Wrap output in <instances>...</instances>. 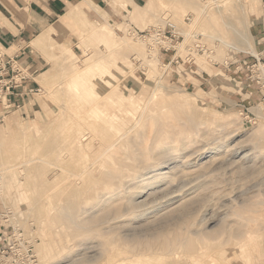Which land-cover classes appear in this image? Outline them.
<instances>
[{"label":"rangeland","instance_id":"374dc122","mask_svg":"<svg viewBox=\"0 0 264 264\" xmlns=\"http://www.w3.org/2000/svg\"><path fill=\"white\" fill-rule=\"evenodd\" d=\"M215 1H220L219 3L222 5L221 11H218L220 9L217 8L218 6ZM204 6L205 11L203 12L202 8ZM140 8H142L140 13L134 12L135 10H140ZM261 15L262 0H146V3L143 2L142 6L128 11V14L123 20L125 22L122 25L116 24L114 26L105 22L102 27L108 29V32L110 31L112 34L110 39H105L96 33L99 26L89 14L78 15L72 19L68 13V17L63 21L69 23V25L63 27V36L53 33V35L48 37L45 41L48 43V48H44L47 52H43V54L47 55L49 64L39 72L36 78L39 83L36 89L39 90L37 91L34 89L29 98L25 100L23 106L20 108L14 107L12 112L4 118V121L0 122V130L3 131L0 135V145L2 146H0V178L3 180L2 182L0 179V204L11 209L13 215L12 221L16 226L18 225L24 228L28 236L36 238L37 252H40L38 244L42 243V230L46 229V224L53 218L52 215L58 207L59 202L74 198L90 201L92 197H97V192L112 190L113 186L116 184L111 185L110 181L104 177L103 173L105 171L119 172L121 179L123 178L122 180H125L126 178L123 176L128 175L137 162V160L135 162L133 158L140 155L138 152L144 149L147 142L149 143L150 141L149 144L153 142L151 145L157 147L166 136L170 138L169 144L172 149H176V151H174L177 154L176 156L180 153V157L178 156L176 158L178 160L176 161L175 159L176 164L179 163V167L177 166V168L180 169L179 175H174L177 177H172V179L170 178L167 182L161 185L158 184V186L155 185L151 188V191H155L148 199L149 207L151 208L149 211L150 214L148 213L143 216L140 222H145L149 216H153L154 219L160 213L164 212L166 207L176 205L178 199L184 198L186 194L184 199L189 197L198 198L197 205L195 204L198 208L202 203L199 209H197L193 203L192 206L189 205L186 209L187 211H185L188 216L190 212L194 211L199 214L201 211H206L208 208L206 211L207 214H205L206 212L204 211L206 217H217H213L215 221L209 224V229L213 227L217 228L222 219L225 220V224L228 227L232 228L237 226L236 221L240 218L234 216V211L238 209L241 204L246 203L245 200L248 202L251 200L257 201L264 197V184H261L262 179H264V150L260 151L262 148L264 149V142L262 141L259 146L256 145L258 148H255L256 146L253 148L255 144L251 139V142H249V136L252 138L253 135L251 132L254 131L253 133H255L257 129L263 131L262 140L264 139V59L259 63L256 58L254 63L248 62L249 67H247V65L243 66V68L241 67L236 72L233 71L235 68H232L231 65H229L231 69H227L224 65L225 63H231V61L236 58L241 59L246 53L257 55L259 38L253 36L252 28L254 27L253 20L257 17H261ZM240 18L242 20H240ZM167 19L175 21L176 24L178 23L177 26H180L181 32L185 30L182 32L183 35L186 34L185 42H183L184 44H178V49L180 50L177 53L178 56L180 55L184 59L188 53L187 48L194 44L193 41L195 38H193L192 34L201 33L202 41L209 50H207L206 53H194L196 63H186V65L180 66V68H173L174 65H166L169 63L167 58L157 54L156 56L160 58H155L151 62L152 66L146 64V58H150L149 55H147L150 51L149 45L143 40L129 34L128 29L131 24L144 29L150 25L165 23ZM98 22L103 23L101 20H98ZM188 25L192 26L188 27ZM187 30L190 32L188 35L191 37L187 35ZM241 34L242 36L240 37L239 35ZM237 36L238 41L236 39ZM180 41H182V39H180ZM113 43H118L119 45L115 50L111 51L110 48ZM134 44H136L135 47L133 46ZM236 47L240 50L238 51ZM215 63L219 64L216 65ZM92 65L95 71L92 70ZM184 66H189V68L186 69ZM173 69H176V71ZM88 70H90V72H88ZM201 74L203 76V79H201L203 81L202 83L198 80ZM110 77L112 78L110 79ZM102 78L104 80L105 78L110 79V83L105 82L101 84ZM259 78L262 81L261 83H257ZM75 84H80V87H83L80 93L84 97L75 96L73 86L78 89ZM119 96L126 99L120 100L121 98ZM169 98L171 100L182 101V105H184V107L186 106V108L183 107L184 109H180L177 106H175V108L174 105L167 103ZM95 99H97L96 104L98 103L101 108H105L106 116H104L108 120H95L96 129H93L81 117H90L89 110ZM187 104L189 106H187ZM259 105L261 106L259 107ZM176 110L177 113L179 112V117L182 116L180 114H184L186 110L190 115L195 114V116H193L196 119L198 118L197 120L203 121V124H201L203 126L197 129L201 132L198 133L196 129H193L194 131L192 129H187L185 130L186 132L181 131L177 134L173 132L159 134L155 122L156 118L165 117L166 115L167 120L172 122L173 119L178 117V115H176ZM260 112H262L263 115L262 113L260 114ZM171 113H173V115ZM137 116H139V118ZM68 117L69 128L77 124L79 125L81 122H85L83 127L85 128V126H87L88 128L87 130L82 129L80 132L82 134L93 132V136H90V139L92 141L94 140L93 143L95 145L93 147L86 148L83 151L79 149L75 151L71 150L70 139H65V128L63 127ZM115 118L118 120H115ZM151 119L154 121L152 120L151 122ZM202 119H207L208 121ZM209 119H212V122H210ZM119 120L121 122H119ZM112 122L114 124H112ZM149 122L153 128H151ZM204 123L207 127L206 129ZM138 124L139 126L136 127ZM122 125H124L125 128L122 127ZM1 126L3 128H1ZM218 133L221 138H219L220 136ZM149 134H151V138H149ZM201 134L202 136L205 135L202 137ZM89 135H91V133ZM135 135L140 137V139ZM216 135L218 140L214 138ZM118 137L122 138L117 141L118 143L116 146L112 147L110 151H107L108 153H103L105 150V147H103L104 144L113 143V140H115L116 143ZM188 137L191 138L189 139ZM200 137L202 141H200ZM132 138H134V140ZM203 138L208 141L206 142ZM222 138L224 141H221ZM188 139L189 141H187ZM209 139L212 143H209ZM226 139H229V141ZM139 140L140 144L138 143ZM158 140H160V142ZM185 140L190 142V144L184 142ZM133 141L136 142L134 143ZM6 143L11 144V146L8 144L10 148H8ZM172 144L174 146H172ZM180 144L182 146H179ZM197 144L200 147H198ZM217 144L218 146H215ZM128 145L130 146L128 147ZM196 145L198 148L195 147ZM187 146H189V148ZM219 146L221 149L218 148ZM260 147L262 148L260 149ZM1 148H3L4 151ZM194 148H196L195 150L199 149L200 152L199 150L194 152ZM227 148L229 151H227ZM191 149L192 151H190ZM224 149L227 155L230 154V156L228 155L229 157L226 154L224 155ZM218 150H220L221 156L218 154ZM115 151L117 153H115ZM182 151L185 154L182 153ZM93 153L96 155H93ZM120 153L124 155L122 156ZM64 154L66 155L64 156ZM189 154L191 155L189 156ZM248 154L251 156H248ZM195 155H197V157ZM5 156L6 159H4ZM93 157H95L94 160H92ZM42 158L44 159L42 160ZM104 159L105 161H103ZM119 159L124 163L122 164ZM182 159L184 161H186V159L191 161L188 163L186 161L185 164L187 163V165H185ZM218 159L222 160L218 161ZM246 159L248 161H246ZM205 160L210 161L207 163ZM211 160H213V162ZM182 161L183 164L180 165ZM231 161H234V164ZM201 162H205L206 164H202ZM240 163L241 165H239ZM233 165L236 166V168ZM200 166L202 170H200ZM195 167L198 169H195ZM90 168H92L93 171H90ZM109 168H115L117 171ZM86 169L87 171H85ZM185 169L187 170L185 173H189L187 175H190H186V177H188L187 179L184 177L185 175L182 176L180 174V172ZM255 169L258 173L254 171ZM21 171H23L24 174L23 172L21 173ZM200 171L202 172L201 174ZM252 173L256 174V179V176L260 177L256 180L258 181L257 183L254 181L255 178ZM204 174L205 177H203ZM199 176H202V178ZM94 177H97V179ZM173 178L176 184H174ZM103 182H105L103 184L104 188L101 185ZM117 182L120 186L122 185V182ZM169 182H171V184ZM177 182L180 184H177ZM241 183H243V185H241ZM1 184L3 187H1ZM202 184L203 187L207 185L209 187L202 188ZM187 190L189 191L187 192ZM225 190L228 191L226 192ZM162 192L165 196H163ZM197 192L198 195H196ZM199 192L202 194L201 196ZM121 193L119 199L118 195H115L116 199H118L116 202L115 199L114 201L109 199L110 202H108L110 204L112 202L114 205L118 206L125 203L131 193L125 190H122ZM179 193L181 195L183 194V196ZM121 195H123V197H120ZM217 197H219V199ZM233 199L236 200L234 201ZM205 200L207 202H205ZM213 200L215 202H213ZM199 201L201 202L200 204H198ZM174 202L175 204H173ZM48 203L49 205H47ZM150 203L155 205L152 206ZM113 204H111V206ZM232 206H235V210ZM48 209L51 212L50 215L47 214ZM123 209H125L124 204L122 210ZM149 218L148 220H153L152 217ZM218 223L219 225H217ZM237 223L239 224L240 220H238ZM254 234L256 236L258 235V238H255L253 244L241 248V252L236 249L238 246L237 243H235L236 241L232 238L228 239V241L231 242L229 243L227 241L228 243H225L227 244L225 247L219 248L220 252L227 251L226 257L222 261L217 254L213 253L214 251H211L212 243H206L204 245L205 247L203 249L207 250L208 248L205 254H202L199 250L191 254L192 256H183L179 253L170 255L162 253L159 259L155 260L156 262L154 260H138H140V264H264V233L261 231L260 233ZM233 241L234 243H232ZM227 248L232 249L229 250ZM233 249H235L236 252ZM230 253L234 255L229 256ZM207 256L212 257L208 258ZM39 257H41V260L39 259L41 264H46L42 255Z\"/></svg>","mask_w":264,"mask_h":264},{"label":"bare ground","instance_id":"6f19581e","mask_svg":"<svg viewBox=\"0 0 264 264\" xmlns=\"http://www.w3.org/2000/svg\"><path fill=\"white\" fill-rule=\"evenodd\" d=\"M224 1V0H223ZM230 1V0H229ZM124 2V1H122ZM214 2V1H213ZM216 2V1H215ZM220 2V1H219ZM216 2L217 4V8L220 9L218 11H221V7L222 5ZM204 3V2H203ZM224 3V2H223ZM118 5V4H117ZM206 5V4H205ZM120 6V5H119ZM205 6L202 8L203 12L205 11ZM243 9V8H242ZM142 8H140V10H135L134 12H141ZM240 11V10H239ZM243 12V11H242ZM241 12V13H242ZM69 15L71 16V18H75L78 15H82V14H88L85 10L84 7L81 5L78 6H74L72 8H70L69 10ZM238 13V14H241ZM189 15V14H188ZM245 15V14H244ZM238 16V15H237ZM236 16V17H237ZM245 17V16H243ZM200 18V17H199ZM244 19V18H243ZM168 21H173L170 19H167ZM178 20V19H177ZM195 20V17H194ZM237 20V19H236ZM240 20H242L240 18ZM193 21V20H192ZM191 21V22H192ZM239 21V20H238ZM95 22L97 23V25L99 26V29H97L98 31L96 32L98 35L104 37L105 39H110V37L112 36L111 32H108V29H105L104 27H102L103 24L105 23H100L98 21L95 20ZM167 22V21H165ZM175 22V21H173ZM178 24V23H177ZM182 24V23H181ZM190 24V23H187ZM195 25V24H194ZM191 27L192 25H188V27ZM180 27V26H179ZM190 30V29H189ZM194 30V29H192ZM185 31V30H184ZM182 31V32H184ZM188 31V30H187ZM55 32V31H54ZM58 32V31H57ZM56 32V33H57ZM197 32V31H196ZM55 34V33H54ZM185 34V33H184ZM190 34V32H187V35ZM59 35V33H58ZM186 35V34H185ZM184 35V36H185ZM189 37H191L190 35H188ZM240 37L242 36L239 35ZM239 37V38H240ZM194 38V37H193ZM238 38V36L236 37V39ZM241 39V38H240ZM238 41V39H237ZM141 42V41H140ZM185 42V41H184ZM188 42V41H187ZM143 43V42H142ZM180 44V43H179ZM182 44H184L182 42ZM118 43H113L112 47L110 48L111 51L115 50L116 47L118 46ZM134 47L136 46V44L133 45ZM179 46V45H178ZM234 46V45H232ZM179 48V47H178ZM249 48V47H248ZM236 49H238V51L240 50L239 48L236 47ZM235 49V50H236ZM180 50V49H179ZM251 51V49H250ZM252 52V51H251ZM212 53V52H211ZM159 55V53L155 50L152 49L150 50L147 55H149L150 58H146L147 62L146 64H148L149 66L151 65V62L156 58L159 59L156 55ZM210 54V53H209ZM213 55V54H212ZM160 56V55H159ZM87 60V59H86ZM158 61V60H157ZM144 63V62H142ZM154 67V66H153ZM151 67V68H153ZM92 70L95 71L94 66L92 65ZM88 72H90V70H88ZM131 73V72H130ZM112 77H110L111 79ZM110 79H106L105 80L102 78V81L100 82L101 84H104L105 82L110 83ZM76 87H78V89H76L73 86V90H74V94L75 96L78 97H84L81 93L80 90H83V87H80V84L77 85L75 84ZM113 93V92H111ZM124 94V93H123ZM112 95V94H111ZM120 100H124L126 98H122V96H119ZM127 97V96H126ZM162 97V96H161ZM132 98V97H131ZM152 99V98H151ZM166 99V97H165ZM134 101V100H133ZM97 99H95L94 103L91 106V109L89 110V114L90 117H81L85 122H87L89 124L90 127H92L93 129H96V122L95 120H99V119H106V115H105V108L104 107H100L98 105V103L96 104ZM150 103V102H149ZM152 103V102H151ZM172 105L177 106L180 109H184L186 108V106L184 107V105H182V101L180 100H171L169 98L168 102ZM148 105V104H147ZM186 105V104H185ZM106 106V105H105ZM153 106V105H152ZM162 106V105H161ZM170 106V105H169ZM187 106H189L187 104ZM261 105H259L260 107ZM164 107V106H163ZM168 107V106H167ZM173 107V108H174ZM184 107V108H183ZM142 108V107H141ZM153 108V107H152ZM172 108V109H173ZM176 108V107H175ZM188 108V107H187ZM171 109V108H170ZM147 110V108H146ZM175 110V109H174ZM173 110V111H174ZM88 111V110H87ZM135 111V110H134ZM145 111V110H144ZM154 111V110H153ZM168 111V110H167ZM171 111V110H170ZM191 111V110H189ZM184 112V111H182ZM104 113V114H103ZM140 113V112H138ZM175 113V112H173ZM173 113H171L173 115ZM177 113V110H176ZM175 113V114H176ZM179 113V112H178ZM176 117L175 119H173L172 122H170L169 120H167V117L165 115V117H160V118H156V126H157V131H159V134L161 133H168V132H173V133H180L181 131H185L187 129H198L200 126H203L201 124H203L201 121L197 120L193 115H190L189 113H187V111L185 110L184 114H180L182 116ZM192 113V112H191ZM259 113V111H258ZM262 112H260L261 114ZM103 114V115H102ZM152 114V113H151ZM163 114V113H162ZM197 114V112H196ZM105 115V116H104ZM121 115V114H120ZM149 116H151L150 114H148ZM147 115V116H148ZM175 115V116H176ZM199 115V113H198ZM263 115V113H262ZM119 116V115H118ZM155 116V115H154ZM264 116V115H263ZM67 117V116H66ZM139 118V116H137ZM170 117V116H169ZM168 117V118H169ZM197 117V116H196ZM113 118V117H112ZM111 119V118H110ZM114 119V118H113ZM117 118H115L116 120ZM121 119V118H120ZM150 119V118H149ZM208 119V118H207ZM207 119H202V120H207ZM108 120V119H106ZM118 120V119H117ZM133 120V119H132ZM138 120V119H137ZM143 120V119H142ZM153 119H151L152 122ZM210 120V119H209ZM111 121V120H110ZM122 121V119H121ZM119 120V122H121ZM154 121V120H153ZM204 121V122H205ZM208 121V120H207ZM85 122H81L79 123V125L76 127H71L69 128V117L65 120V124H64V136L65 139L69 138L70 139V146H71V150H77L79 149L80 151H83L86 148H91L93 147L95 144L93 143V141L90 139V136L92 137V131L90 132L91 135H89L90 133H84L82 134L80 132V130L82 129H86L87 130V126H85V128L83 127L85 124ZM115 122V121H114ZM118 122V123H119ZM135 122V121H134ZM153 122V123H155ZM210 122H212V119L210 120ZM209 122V125H210ZM152 123V124H153ZM207 123V122H206ZM112 124H114L112 122ZM140 124V122H139ZM136 125L137 126H139ZM60 125V124H59ZM62 125V124H61ZM125 126H128L126 124H124ZM124 125H122V127H124ZM131 125V124H130ZM134 125V124H133ZM141 125V124H140ZM150 125V122H149ZM207 125V124H206ZM208 125V126H209ZM151 126V125H150ZM155 126V127H156ZM116 127V126H114ZM119 127V126H118ZM129 127V126H128ZM127 127V128H128ZM204 127L205 129L207 128L205 126L204 123ZM210 127V126H209ZM208 127V128H209ZM264 127V124H263ZM262 127V128H263ZM1 128H3L1 126ZM117 128V127H116ZM125 128V127H124ZM131 128V127H129ZM151 128H153L151 126ZM259 128V127H258ZM261 128V126H260ZM118 129V128H117ZM201 129V128H200ZM204 129V128H203ZM205 129L203 130L205 132ZM218 129V128H217ZM226 129V128H225ZM257 129V128H256ZM255 129V130H256ZM6 130V129H5ZM60 130V129H59ZM104 130V129H103ZM114 130V129H113ZM136 130V129H135ZM202 130V129H201ZM221 130V128H220ZM110 131V130H109ZM120 131V130H119ZM133 131V130H132ZM194 131V130H193ZM198 133L201 132L199 130H197ZM2 130H0V135L2 134ZM84 132V131H83ZM124 132V131H123ZM122 132V133H123ZM144 132V131H143ZM154 132V130H153ZM186 132V131H185ZM207 132V131H206ZM221 132V131H220ZM254 131H252L250 134L252 135V138L249 136V140L251 139L252 142L255 144H253V148L258 145L263 141V131L261 129H257V131L255 133H253ZM44 133V132H43ZM121 133V132H120ZM128 133V132H127ZM130 133V132H129ZM148 133V132H147ZM188 133V132H187ZM214 133V132H213ZM119 134V133H118ZM125 134V133H124ZM140 134V133H139ZM143 134V133H142ZM145 134V132H144ZM153 134V133H152ZM156 134V133H155ZM190 134V133H188ZM219 134V133H218ZM146 135V134H145ZM205 135V134H204ZM203 135V136H204ZM222 135V134H221ZM96 136V135H94ZM124 136V135H123ZM137 136V135H135ZM149 138H151V134H149ZM202 136V134H201ZM202 136V137H203ZM209 136V135H207ZM220 136V134H219ZM126 137V136H125ZM138 137V136H137ZM192 137V136H191ZM191 137H188L189 139ZM199 137V135H198ZM197 137V138H198ZM213 137V136H212ZM64 138V137H63ZM97 138V137H95ZM122 137H118V139H116V143L115 140H113V143H105L103 147H105L103 153L110 151L112 147L116 146V144L118 143L117 141H119V139L121 140ZM124 138V137H123ZM140 139V137H138ZM136 138V139H138ZM201 138V137H200ZM205 138V137H204ZM203 138V139H204ZM215 139L218 140V137L216 135V137L214 136ZM221 138V136L219 137ZM225 138V136H224ZM229 138V137H228ZM93 139V138H92ZM99 139V138H98ZM105 139V138H104ZM134 140V138H132ZM183 139V138H182ZM185 139V137H184ZM189 139L187 141H189ZM195 139V136H194ZM212 139V138H210ZM209 139V143H212V141L210 142ZM100 140V139H99ZM151 140V139H149ZM197 140V139H196ZM205 140V139H204ZM203 140V141H204ZM223 140V138L221 139V141ZM227 140V139H226ZM251 140L249 142H251ZM148 141V140H147ZM153 141V140H152ZM160 142V140H158ZM170 138L169 136H166V138H164L163 141H161V143L159 145H157V147L152 146L151 144L153 142L149 143L147 142V145L144 147V149H139L141 152H138V154H140L137 157H134L133 159L137 160V162L135 163L134 168H132L133 170L128 174V175H122L123 177H125V180L121 179V175L116 172H112V171H105L104 177L107 178L111 185H115L113 186L112 190H107L105 192H97L96 196L97 197H92L91 200L87 201L86 199H79V198H74V199H69V200H65L63 202H59L58 207L56 208L55 212L52 215V219L51 221H49V223L46 224V229L42 230V243L38 244V247H40V252H37V244H36V253L38 258L40 259L41 257H39L40 255H42V258L45 260L46 264H98L99 262H101L100 264H140V260L145 259V260H158L159 256H161V254H166V255H170V254H182L183 256H188L193 254L195 251H201L202 254H205L208 250L203 249L206 243H212V252L217 254L219 256V259L222 261L225 259L226 257V253L227 251H223L220 252L219 248L221 247H225V244L228 239H233L234 241H236L235 243H237V247L236 249H238L237 251H240L241 248H243L246 245L249 244H253L255 242V238H258V235L256 236L254 233H260L261 231L264 233V197L262 199H258L257 201H253L251 200L250 202H248L247 200L246 203L241 204L240 207L238 209L235 210V206L234 207V216L239 217L240 219V223L238 224V220L236 221L237 226L235 227H228L225 224V220L224 219H220L221 223L219 225V223L217 225H219L217 228H208L209 224H211V222L215 221L214 218L217 217H212V218H207L205 214H207V209L206 211L203 210L201 211L199 214L198 212H190L189 216L188 214L185 212L187 211L186 209L189 207V205L192 206L195 205L198 201L197 197H189V198H180V200L178 199V202L176 205L172 206V207H166L165 211L160 213L157 217H155L153 219V216H149L150 218L152 217L153 220H145V222H140V220L142 219L143 216L147 215L148 213L150 214V205L148 202L149 197L153 194V192L155 191H151V188L155 185L158 186V184H162L164 182H167L168 180H170V178L172 179V177L176 178L177 176L174 175H179V171L180 169L177 168V166L179 167V163L176 164L175 159L179 156L180 157V153L178 154V156H176L177 154L174 152L176 151V149H172V147L169 144ZM174 141V140H173ZM183 141V140H182ZM186 140L184 142H187ZM195 141V140H194ZM202 141V138L201 140ZM199 141V143H200ZM206 141V140H205ZM208 141V140H207ZM206 141V142H207ZM216 141V140H215ZM214 141V142H215ZM224 141V140H223ZM229 141V139L227 140ZM132 142V141H131ZM134 143L136 141H133ZM142 142V140H141ZM177 142V140H176ZM183 142V143H184ZM198 142V141H196ZM2 143V142H1ZM138 143L140 144V140L138 141ZM190 144V142H187V144ZM218 143V141H217ZM226 143V142H225ZM224 143V144H225ZM229 143V142H228ZM7 144V143H6ZM9 146H11L10 143H8ZM7 144V146H8ZM103 144V143H101ZM142 144V143H141ZM146 144V143H145ZM144 144V145H145ZM156 144V143H155ZM186 144V145H187ZM208 144V143H207ZM51 145V144H50ZM98 145V144H97ZM178 145V144H176ZM175 145V146H176ZM198 145V144H197ZM197 145L195 147H197ZM204 145V144H203ZM220 145V143H219ZM233 145V144H232ZM247 145V144H246ZM1 146V145H0ZM6 146V145H5ZM8 146V148H10ZM44 146V145H43ZM130 145H128L129 147ZM133 146V143H132ZM135 146V144H134ZM143 146V145H142ZM172 146H174L172 144ZM179 146H182L181 144ZM202 146V145H201ZM215 146H218L215 145ZM214 146V147H215ZM222 146V145H221ZM261 146V145H260ZM264 146V145H263ZM2 147V146H1ZM4 147V146H3ZM46 147V146H45ZM44 147V148H45ZM49 147V146H48ZM136 147V146H135ZM185 147V146H184ZM189 148V146H187ZM191 147V146H190ZM198 147H200L198 145ZM197 147V148H198ZM204 147V146H202ZM206 147V146H205ZM213 147V149H214ZM7 148V147H6ZM7 148V149H8ZM96 148V147H95ZM100 148V146H99ZM98 148V149H99ZM132 148V147H131ZM143 148V147H142ZM193 148V147H192ZM211 148V146H210ZM217 148V147H216ZM218 148L221 149V147L219 146ZM217 148V149H218ZM223 148V146H222ZM233 148V147H232ZM255 148H258L257 146ZM262 147H260L261 149ZM3 150V148H1ZM43 149V147H42ZM116 149V148H114ZM180 149V148H179ZM178 149V150H179ZM184 149V148H183ZM182 149V150H183ZM196 148H194V152L198 151L195 150ZM206 149V148H205ZM204 149V150H205ZM228 149V148H227ZM231 149V148H230ZM236 149V148H235ZM102 150V149H101ZM127 150V149H125ZM131 150V149H130ZM137 150V149H136ZM223 150V149H222ZM225 150V149H224ZM232 150V149H231ZM234 150V149H233ZM255 150V149H254ZM264 150L263 148L260 150L262 151ZM4 151V150H3ZM9 151V149H8ZM92 151V150H91ZM96 151V150H95ZM121 151V150H120ZM180 151V150H179ZM187 151V150H186ZM192 151V149L190 150ZM189 151V152H190ZM210 151V150H209ZM219 151V155H220V150ZM229 151V149L227 150ZM238 151V150H237ZM257 151V150H256ZM259 151V152H260ZM7 152V151H5ZM46 152V151H45ZM122 152V151H121ZM200 152V150H199ZM203 152V151H201ZM207 152V151H206ZM213 152V151H212ZM224 155L226 154V150L224 151ZM108 153V152H107ZM110 153V152H109ZM115 153H117L115 151ZM182 153H184L182 151ZM181 153V154H182ZM193 153V152H191ZM210 153V152H209ZM217 153V152H216ZM229 153V152H228ZM232 153V152H231ZM252 153V152H251ZM46 154V153H45ZM67 154V153H66ZM64 154V156L66 155ZM95 153H93L94 155ZM111 154V153H110ZM119 154V152H118ZM121 154V153H120ZM185 154V153H184ZM187 154V153H186ZM194 154V153H193ZM192 154V155H193ZM200 154V153H199ZM211 154V153H210ZM260 154V153H259ZM51 155H52V151H51ZM96 155V154H95ZM100 155V154H99ZM115 155V154H114ZM122 155V154H121ZM124 155V154H123ZM122 155V156H123ZM137 155V154H136ZM191 154H189L190 156ZM209 155V154H208ZM216 155V154H215ZM218 155V157H219ZM227 155V154H226ZM230 156V154H228ZM227 155V156H228ZM247 155V154H246ZM63 156V155H62ZM105 156V155H104ZM185 156V155H184ZM187 156V155H186ZM188 156V157H189ZM194 156V155H193ZM197 157V155H195ZM204 156V155H203ZM221 156V155H220ZM228 156V157H229ZM236 156V155H234ZM239 156V155H238ZM248 156H251L248 154ZM103 157V156H102ZM106 157V156H105ZM195 157V158H196ZM217 157V156H216ZM217 157V158H218ZM224 157V156H223ZM242 157V156H241ZM253 157V156H252ZM64 158V157H63ZM67 158V157H66ZM65 158V159H66ZM92 158V157H91ZM90 158V159H91ZM95 157H93L92 160H94ZM123 158V157H122ZM131 158V157H130ZM184 158V157H182ZM191 158V157H190ZM210 158V157H209ZM232 158V157H231ZM234 158V157H233ZM244 158V157H243ZM246 158V157H245ZM6 159V156L5 158ZM44 158H42L43 160ZM51 159V158H50ZM185 159V158H184ZM201 159V158H200ZM205 159V157H204ZM214 159V157H213ZM227 159V157H226ZM235 159V158H234ZM240 159V157H239ZM252 159V158H251ZM27 160V159H25ZM133 160V161H134ZM178 159H176L177 161ZM180 160V159H179ZM183 160V159H182ZM216 161V159H214ZM222 160V159H221ZM218 159V161H221ZM232 160V159H231ZM12 161V159H11ZM91 161V160H90ZM105 161V159L103 160ZM107 161V160H106ZM120 161V159H119ZM122 161V160H121ZM120 161V162H121ZM181 161V160H180ZM184 161V160H183ZM180 163V165L183 164ZM187 163L190 162L191 160H187ZM184 161V164L185 162ZM202 161V160H201ZM207 163L210 161L205 160ZM213 162V160H211ZM224 161V160H223ZM236 161V160H235ZM244 161V160H243ZM246 161H248L246 159ZM245 161V162H246ZM250 161V160H249ZM92 162V161H91ZM117 162V161H115ZM196 162V161H195ZM227 162V161H226ZM234 164V161H231ZM237 162V161H236ZM235 162V163H236ZM244 162V163H245ZM31 163V162H30ZM47 163V162H45ZM95 163V162H94ZM122 164L124 162H121ZM187 163L185 165H187ZM193 163V161H192ZM197 163V162H196ZM199 163V162H198ZM202 163V162H201ZM205 163V162H204ZM202 163V164H204ZM225 163V162H224ZM27 164V163H26ZM25 164V165H26ZM118 164V163H117ZM206 164V163H205ZM212 164V163H211ZM222 164V163H221ZM231 164V163H230ZM238 164V163H237ZM236 164V165H237ZM246 164V163H245ZM255 164V163H254ZM24 165V164H22ZM190 165V164H189ZM196 165V164H195ZM213 165V164H212ZM229 165V164H227ZM241 165V163L239 164ZM95 166V165H94ZM116 166V165H115ZM184 166V165H183ZM194 166V165H193ZM198 166V165H197ZM202 166V165H201ZM200 166V170H202V167ZM206 166V165H204ZM214 166V165H213ZM216 166V165H215ZM234 166V165H233ZM243 166V165H242ZM245 166V165H244ZM251 166V165H249ZM248 166V167H249ZM254 166V165H252ZM258 166V164H257ZM109 167V166H108ZM192 167V166H191ZM209 167V166H206ZM218 167V166H217ZM229 167V166H228ZM236 168V166H234ZM263 167V166H262ZM29 168V167H28ZM27 168V169H28ZM83 168V167H82ZM184 168V167H183ZM189 168V167H188ZM197 167H195L196 169ZM232 168V167H231ZM242 168V167H240ZM253 168V167H251ZM256 168V167H255ZM24 169V168H22ZM21 169V170H22ZM26 169V170H27ZM32 169V167H31ZM89 169V168H87ZM87 169L85 171H87ZM109 169H114L115 171H117L115 168H109ZM182 169V168H181ZM194 169V168H193ZM198 169V168H197ZM205 169V168H203ZM113 170V171H114ZM190 170V169H189ZM215 170V169H214ZM230 170V169H229ZM24 171V170H23ZM21 171V173L23 172ZM90 171H93L92 168H90ZM185 171H187L186 169L181 171L180 174L184 177H186L187 174L189 173H185ZM196 171V170H194ZM193 171V172H194ZM199 171V170H198ZM197 171V172H198ZM204 171V170H203ZM252 171V170H251ZM256 172V169L254 170ZM20 172V171H19ZM58 172V171H57ZM68 172V171H66ZM89 172V171H88ZM214 172V171H213ZM253 172V171H252ZM20 173V174H21ZM26 173V172H25ZM124 173V172H123ZM202 172L200 171V174ZM258 173V172H256ZM24 174V172H23ZM22 174V175H23ZM71 174V173H70ZM191 174V173H190ZM206 174V173H205ZM205 174L203 177H205ZM210 174V173H209ZM254 174V173H252ZM88 175V173H87ZM180 175V177H181ZM196 175V174H195ZM199 175V174H198ZM207 175V174H206ZM254 174V178H255ZM259 175V174H258ZM78 176V175H77ZM82 176V175H81ZM190 176V175H187ZM197 176V175H196ZM202 176H199L202 178ZM211 176V175H210ZM75 177V176H74ZM89 177V176H88ZM179 177V176H178ZM183 177V178H184ZM192 177V176H191ZM222 177V176H221ZM257 179H259V176H256ZM263 177V176H261ZM52 178V177H51ZM97 179V177H94ZM173 178V179H174ZM188 177H186L187 179ZM198 178V177H197ZM229 178V177H228ZM1 179V178H0ZM178 179V178H177ZM176 179V180H177ZM182 179V178H179ZM217 179V178H216ZM255 178L254 181L257 180ZM2 180V179H1ZM101 180V179H100ZM198 180V179H197ZM203 180V179H202ZM93 181V180H92ZM97 181V180H96ZM122 182V185L120 186L118 184V182ZM201 181V180H200ZM205 181V180H203ZM220 181V180H219ZM236 181V180H235ZM253 181V182H254ZM260 181V180H259ZM3 182V180H2ZM99 182V181H98ZM97 182V183H98ZM175 182L174 184H176V181L174 179ZM180 182V181H179ZM177 182V184L179 183ZM195 182V181H194ZM198 182V181H196ZM217 182V181H216ZM247 182V181H246ZM249 182V181H248ZM258 181H256L257 183ZM261 182V181H260ZM96 183V184H97ZM105 182H103L101 185L103 187V184ZM171 184V182H169ZM181 183V182H180ZM179 183V184H180ZM212 183V182H211ZM251 183V182H250ZM255 183V182H254ZM173 184V183H172ZM192 184V183H191ZM205 184V183H203ZM202 184V188H208L207 186L203 187ZM264 184V179H262V183ZM2 185V184H1ZM106 185V184H105ZM182 185V184H181ZM241 185H243V183H241ZM240 185V186H241ZM248 185V184H246ZM253 185V184H252ZM108 186V185H107ZM106 186V187H107ZM156 186V187H157ZM214 186V185H213ZM222 186V185H221ZM249 186V185H248ZM262 186V185H261ZM3 187V185L1 186ZM100 187V186H99ZM167 187V185H166ZM170 187V186H169ZM180 187V186H179ZM101 188V187H100ZM104 188V187H103ZM161 188V186H160ZM164 188V187H162ZM173 188V187H172ZM171 188V190H172ZM175 188V187H174ZM182 188V187H181ZM192 188V187H191ZM233 188V187H232ZM242 188V187H241ZM97 189V188H96ZM157 189V188H156ZM187 189V188H185ZM225 189V187H224ZM229 189V188H227ZM239 189V188H238ZM122 190H125L126 192H130L131 195L129 198H127L126 202L123 203L125 206V209L122 210L123 204L122 205H114L112 202L111 204H113L111 206V204L109 203V199L113 200L115 199V202L119 199V195L121 193ZM177 190V189H176ZM223 190V189H222ZM231 190V189H229ZM250 190V189H249ZM252 190V189H251ZM257 190V189H256ZM262 190V189H261ZM186 191V190H185ZM189 190H187L188 192ZM202 191V190H201ZM205 191V189H204ZM219 191V190H218ZM226 192L228 190H225ZM254 191V190H253ZM252 191V192H253ZM260 191V190H258ZM91 192V191H90ZM175 192V189H174ZM256 192V191H255ZM261 192V191H260ZM259 192V193H260ZM108 193V194H107ZM163 193V192H162ZM171 193V192H170ZM181 193V192H180ZM179 193V194H180ZM183 193V192H182ZM202 193V192H201ZM221 193V192H220ZM219 193V194H220ZM254 193V192H253ZM257 193V192H256ZM263 193V192H262ZM111 194V195H110ZM122 194V193H121ZM166 194V193H165ZM168 194V193H167ZM173 194V193H172ZM48 195V194H47ZM114 197L113 199L109 197ZM113 195V196H112ZM115 195H118V199H116ZM181 195V194H180ZM195 195V194H194ZM196 195H198V192L196 193ZM199 195L201 196L202 194ZM204 195V194H203ZM214 195V194H213ZM218 195V194H217ZM252 195V194H251ZM258 195V194H257ZM261 195V194H260ZM259 195V196H260ZM163 196L164 193H163ZM170 196V194H169ZM175 196V195H173ZM183 196V194L181 195ZM212 196V195H211ZM249 196V194H248ZM120 197H123V195H121ZM177 197V195H176ZM210 197V196H208ZM246 197V195H245ZM257 197V196H254ZM253 197V199H254ZM125 198V197H124ZM153 198V197H152ZM219 199V197H217ZM261 198V196H260ZM122 199V198H120ZM167 199V198H166ZM165 199V200H166ZM252 199V198H251ZM155 200V199H154ZM164 200V201H165ZM207 200V199H206ZM205 200V202H207ZM217 200V199H216ZM234 201L236 199H233ZM109 201V202H108ZM125 201V200H124ZM123 201V202H124ZM168 201V200H166ZM175 201V200H174ZM202 201V200H201ZM230 201V200H229ZM239 201V200H237ZM153 202V201H152ZM151 202V203H152ZM203 202V201H202ZM210 202V201H209ZM213 202H215L213 200ZM121 203V202H120ZM150 203V204H151ZM155 203V202H154ZM157 203V202H156ZM201 202L199 201L198 204H200ZM204 203V202H203ZM231 203V202H230ZM233 203V201H232ZM241 203V202H239ZM243 203V202H242ZM116 204V203H115ZM119 204V202H118ZM153 204V203H152ZM151 204V205H152ZM170 204V203H169ZM175 204V202L173 203ZM202 204V203H201ZM200 204V206H201ZM205 204V203H204ZM49 205V203L47 204ZM51 205V203H50ZM155 205V204H154ZM152 205V206H154ZM165 205V204H164ZM163 205V206H164ZM197 205V204H196ZM195 205V207L197 209L201 208L199 206V208ZM234 205V203H233ZM168 206V203H167ZM239 206V205H237ZM165 207V206H164ZM194 207V206H193ZM205 207V205H204ZM231 207V209H232ZM48 208V207H47ZM158 208V207H157ZM161 208V207H160ZM154 209V208H153ZM196 209V210H197ZM203 209V208H202ZM158 210V209H156ZM162 210V208H161ZM160 210V211H161ZM192 210V209H191ZM195 210V209H194ZM214 210V209H213ZM218 210V209H217ZM199 211V210H198ZM206 213H205V212ZM155 212V211H154ZM261 212V213H260ZM156 213V212H155ZM158 213V212H157ZM205 213V214H204ZM233 213V212H232ZM258 213V214H257ZM260 213V214H259ZM46 214V213H45ZM47 214H51L50 210H47ZM154 214V213H153ZM193 214V215H192ZM195 214V216H194ZM257 214V215H256ZM155 215V214H154ZM187 215V216H186ZM191 215V217H190ZM214 215V214H213ZM232 215V216H233ZM217 216V215H216ZM225 216V215H224ZM226 219V218H225ZM45 220V219H43ZM219 222V221H218ZM257 222V223H256ZM215 223V222H214ZM228 223V222H227ZM229 224V223H228ZM235 224V223H234ZM216 227V226H215ZM263 240V239H262ZM234 241L232 243H234ZM229 242V241H228ZM227 242V243H228ZM231 242V241H230ZM229 242V243H230ZM230 245V244H229ZM229 250H231L232 248H227ZM235 252L236 250L233 249ZM241 252V251H240ZM212 253V255H213ZM239 254V253H238ZM231 255H234L233 253ZM240 255V254H239ZM192 256V255H191ZM205 257V256H203ZM208 257V256H207ZM206 257V258H207ZM212 256L208 257L211 258ZM140 259V260H138ZM41 260V259H40ZM210 260V259H209ZM156 262V261H155Z\"/></svg>","mask_w":264,"mask_h":264},{"label":"crops","instance_id":"0c3cea01","mask_svg":"<svg viewBox=\"0 0 264 264\" xmlns=\"http://www.w3.org/2000/svg\"><path fill=\"white\" fill-rule=\"evenodd\" d=\"M143 2L146 3V0H0V52L3 60H15L27 69L30 76L18 85L15 93L20 95H15L12 99L24 100L25 103L39 85L36 78L49 64L47 55L43 54L47 52L44 48H48V43L45 41L53 33L63 36V27L69 25L63 20L68 17L70 8L81 5L92 19L115 26L122 25L128 11L142 6ZM253 24L252 34L259 38L257 55L244 52L246 54L240 57L241 59L236 58L231 61L232 68H235L234 72L243 68V60L254 63L258 57L264 59V0H262V15L255 18ZM163 56L170 61L173 53L169 52ZM175 59L171 64L174 65L173 68L186 65L182 62L177 64ZM184 67L189 68V66ZM201 79H203L202 74L198 77L200 83L203 82ZM6 235L3 223H0V240Z\"/></svg>","mask_w":264,"mask_h":264},{"label":"built area","instance_id":"2783aa9c","mask_svg":"<svg viewBox=\"0 0 264 264\" xmlns=\"http://www.w3.org/2000/svg\"><path fill=\"white\" fill-rule=\"evenodd\" d=\"M128 32L147 43L150 50L155 49L161 57L166 53L172 52L173 56L169 63L166 64L168 66L172 64L175 58L177 64L179 62L194 64L196 63L194 53H206L209 50L202 41L201 33H194L192 34L195 38L194 44L187 48L186 58L178 56V44L184 42L185 36L173 21L167 20L165 23L150 25L144 29L131 24ZM261 60L258 57L259 63ZM229 65L232 64L225 63L224 66L229 69ZM246 65L249 67L248 61L243 60L242 66ZM29 77L25 67L20 66L18 62L12 59L3 60V55L0 52V122L4 121V118L12 112L14 107L20 108L24 105V100L14 101L12 97L20 95V93H15V89ZM261 82L259 78L257 83ZM36 90L38 91L39 89ZM12 217L11 209L0 204V223H3L7 232L6 237L0 240V264H41L36 253V238L28 236L24 228L16 226L12 221Z\"/></svg>","mask_w":264,"mask_h":264}]
</instances>
